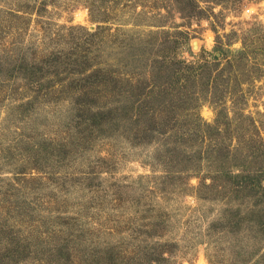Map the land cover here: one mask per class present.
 Returning a JSON list of instances; mask_svg holds the SVG:
<instances>
[{
    "label": "rangeland",
    "instance_id": "374dc122",
    "mask_svg": "<svg viewBox=\"0 0 264 264\" xmlns=\"http://www.w3.org/2000/svg\"><path fill=\"white\" fill-rule=\"evenodd\" d=\"M170 2L0 0V264H264V0Z\"/></svg>",
    "mask_w": 264,
    "mask_h": 264
},
{
    "label": "trees",
    "instance_id": "16d2710c",
    "mask_svg": "<svg viewBox=\"0 0 264 264\" xmlns=\"http://www.w3.org/2000/svg\"><path fill=\"white\" fill-rule=\"evenodd\" d=\"M170 1H171L170 3L176 4L177 13L180 15V17L183 20H193V19L198 20L201 17H209V14L207 13V9L205 7L201 6V4H200L201 2L216 4V5H220V6L227 5V0H170ZM234 1L240 2V0H234ZM215 49L217 52H221L220 48L215 47ZM241 54H243V52L238 53V58L241 57ZM187 68L188 67H186V70H190L191 67H189V69H187ZM183 77H184L185 82H182L181 85L186 84L188 86V85L194 84V81L191 80L193 77L190 74H187ZM174 78H176V77H174ZM190 81H191V83H190ZM174 82H176V81H174ZM173 84L175 85V83H173ZM236 176L239 177L240 175H236ZM258 180H260V179L258 178Z\"/></svg>",
    "mask_w": 264,
    "mask_h": 264
}]
</instances>
